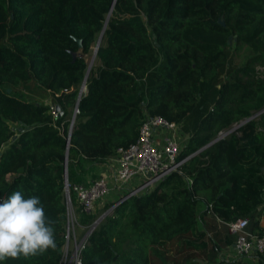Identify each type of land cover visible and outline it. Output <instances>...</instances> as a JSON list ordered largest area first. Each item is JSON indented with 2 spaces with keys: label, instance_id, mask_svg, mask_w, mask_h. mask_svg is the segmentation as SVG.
I'll list each match as a JSON object with an SVG mask.
<instances>
[{
  "label": "trees",
  "instance_id": "1",
  "mask_svg": "<svg viewBox=\"0 0 264 264\" xmlns=\"http://www.w3.org/2000/svg\"><path fill=\"white\" fill-rule=\"evenodd\" d=\"M145 114L180 124L177 158L193 155L108 213L115 200L76 207L82 233L104 213L80 263L245 264L219 252L238 218L264 236V0H0V197H39L57 242L0 264H59L64 168L69 184L94 177Z\"/></svg>",
  "mask_w": 264,
  "mask_h": 264
},
{
  "label": "built area",
  "instance_id": "2",
  "mask_svg": "<svg viewBox=\"0 0 264 264\" xmlns=\"http://www.w3.org/2000/svg\"><path fill=\"white\" fill-rule=\"evenodd\" d=\"M92 61L87 64V70H89ZM84 87L85 84L81 83L78 93L83 91ZM50 109L55 117V109L53 107H50ZM76 112L77 109L74 108L73 116L69 120V127L73 123ZM227 130L220 131L217 135L222 137L226 135ZM176 132V124L173 121H168L160 115L145 114L138 127L135 140L127 147L115 150L116 168L112 183L108 182L103 176L94 178L87 185L82 183L69 184L64 179L62 193L66 207V220L59 264H81L79 252L87 235L93 228V224L86 227L80 235L81 237L75 239L74 230L79 226L75 214L76 207H79L80 211L90 213L98 200L133 180L136 182L131 189L123 193L122 196L127 194L124 198L146 191L164 179L170 172L177 171L178 167L193 155V153H190L182 158H177L181 145ZM70 192L74 194L75 204L70 199ZM117 200L104 213H108L117 204ZM245 226L246 219L242 218L227 224L228 231L235 235L231 246L236 257L252 256L255 253L264 251V236L247 231Z\"/></svg>",
  "mask_w": 264,
  "mask_h": 264
},
{
  "label": "clouds",
  "instance_id": "3",
  "mask_svg": "<svg viewBox=\"0 0 264 264\" xmlns=\"http://www.w3.org/2000/svg\"><path fill=\"white\" fill-rule=\"evenodd\" d=\"M55 223L37 196L25 198L17 190L0 198V262L55 251Z\"/></svg>",
  "mask_w": 264,
  "mask_h": 264
},
{
  "label": "crops",
  "instance_id": "4",
  "mask_svg": "<svg viewBox=\"0 0 264 264\" xmlns=\"http://www.w3.org/2000/svg\"><path fill=\"white\" fill-rule=\"evenodd\" d=\"M176 130H177V132H176L177 139L180 142V145H182L187 136H186V134L180 132V124H176ZM115 168H116V163H115L114 157L109 158V159L105 160L104 162L97 163V164H95L94 170H93L94 177H90L89 175H85V179H84L85 181L83 184H85V185L89 184V182L91 180H93L94 178H96L98 176H103L104 178H106V180L108 182L112 183ZM130 183L131 182L127 183L125 186L120 187L121 188V189L119 188L120 190L117 189V190H113V191L109 192L110 194L107 196L108 197L107 199H109V198L111 199V197H112V199L111 200L106 199V201H113V200H116L117 198H119L126 191V189L123 187H128L129 185H131ZM131 186H133V185H131ZM122 190H124L123 193H122ZM117 193H119V194L117 195ZM114 195H117V196H114ZM96 205H98V203ZM258 225L260 227L264 228V209L262 210V212L260 214ZM77 228H78V233L83 230V226L80 224ZM219 255H220V257H222L228 261L233 260L235 258H239L245 264H259V262L256 260V258L252 257L251 255L250 256L247 255V256H243V257H236L234 255V252L232 250L231 245L222 248L219 252ZM261 256L263 257V262H264V252L262 253Z\"/></svg>",
  "mask_w": 264,
  "mask_h": 264
},
{
  "label": "water",
  "instance_id": "5",
  "mask_svg": "<svg viewBox=\"0 0 264 264\" xmlns=\"http://www.w3.org/2000/svg\"><path fill=\"white\" fill-rule=\"evenodd\" d=\"M112 5V4H111ZM107 15H108V13H107ZM107 20V17H106V19H105V21ZM105 21H104V24H105ZM221 24H222V22H220ZM100 35H101V32L98 34V37H97V39H96V43H95V46H94V48H93V50H92V53H91V56H90V61H92V59L94 58V55H95V51H96V47H97V44H98V42H99V38H100ZM228 40H230L231 39V35H229L228 37ZM86 73L84 74V77H83V80H82V83H85V78H86ZM8 91H10V89H7ZM76 109V108H75ZM73 115H71V117H72ZM254 115H252L251 117H253ZM251 117H248V118H246V119H243V120H241V121H239L237 124H234L230 129H228L227 130V132L225 133V134H227V133H229V132H231L234 128H236L237 126H239L240 124H242L243 122H245L246 120H248V119H250ZM221 136L220 135H217L213 140H211L208 144H206L205 146H203V147H201L199 150H201V149H203L204 147H206L207 145H209L210 143H212V142H214L215 140H217V139H219ZM67 139H68V137H67ZM199 150H197V151H199ZM64 179H66V172H65V168H64ZM127 194H125L124 196H122L121 198H119L116 202L118 203V202H120L122 199H124V197L126 196ZM104 215V213H102L100 216H98V218H96L94 221H93V226L92 227H94L95 226V224L99 221V219L102 217ZM197 261H201V260H197Z\"/></svg>",
  "mask_w": 264,
  "mask_h": 264
},
{
  "label": "rangeland",
  "instance_id": "6",
  "mask_svg": "<svg viewBox=\"0 0 264 264\" xmlns=\"http://www.w3.org/2000/svg\"><path fill=\"white\" fill-rule=\"evenodd\" d=\"M90 56H91V54H90L88 57H86L87 64L90 63V62H89V61H90ZM234 59H235L236 62H239V61L242 59V57H241L240 55H237ZM85 73H86V74L88 73V70H87V69H86ZM233 125H234V124H233ZM233 125H232V126H233ZM228 129H229V128H228ZM135 182H136V181L133 180V181H131L130 184L133 185ZM125 185H126V184H124L123 186H125ZM131 185H129L128 187H123V188H125L126 191H127V190L131 189V187H133V186H131ZM123 188H122V189H123ZM120 189H121V188H120ZM120 189H119V190H120ZM125 189H124V190H125ZM124 190H122V193H123ZM109 194H110V193L106 194V195L103 197L102 201L98 203V206H97V207H99L102 203H104V201L108 198L107 196H108ZM118 194H119V193H117V195H118ZM117 195H114V196H117ZM122 195H123V194H122ZM122 195H121V196H122ZM114 196H113V197H114ZM111 199H112V197H111ZM111 199L109 198V199H107V200H111ZM95 207H96V205H95ZM93 210H94L95 213H97V212H96V211H97L96 208H94ZM81 234H82V231L78 233V228L76 227L75 230H74V236H75V239H78V237L80 238V237H81V236H80Z\"/></svg>",
  "mask_w": 264,
  "mask_h": 264
}]
</instances>
